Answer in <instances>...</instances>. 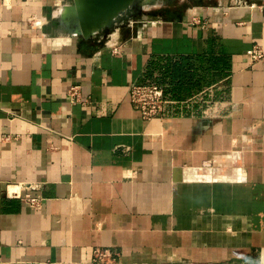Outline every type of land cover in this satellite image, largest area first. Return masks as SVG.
I'll list each match as a JSON object with an SVG mask.
<instances>
[{"label":"crops","instance_id":"0c3cea01","mask_svg":"<svg viewBox=\"0 0 264 264\" xmlns=\"http://www.w3.org/2000/svg\"><path fill=\"white\" fill-rule=\"evenodd\" d=\"M155 1L84 38L60 25L70 0H0V264L264 251V56H247L264 0ZM132 82L163 87L160 114L142 117ZM31 183L37 208L10 193Z\"/></svg>","mask_w":264,"mask_h":264},{"label":"built area","instance_id":"2783aa9c","mask_svg":"<svg viewBox=\"0 0 264 264\" xmlns=\"http://www.w3.org/2000/svg\"><path fill=\"white\" fill-rule=\"evenodd\" d=\"M195 21V20H194ZM116 51V48H113ZM247 56L250 61H256L264 56V49L259 44H254L247 50ZM80 85L77 83L71 84L67 89V95L71 102L80 101L79 97ZM129 99L132 105L137 108L142 117L150 118L160 114L163 103L166 101L164 98L163 87L156 83H139L132 82L129 86ZM39 187L36 183L21 184L20 190L11 191L14 196L19 197L30 207H40L42 204V197L34 194L31 190ZM263 250L257 253L256 264H264L262 258ZM118 257V251L113 247H100L96 246L92 251V261L96 264H114Z\"/></svg>","mask_w":264,"mask_h":264},{"label":"water","instance_id":"95a60500","mask_svg":"<svg viewBox=\"0 0 264 264\" xmlns=\"http://www.w3.org/2000/svg\"><path fill=\"white\" fill-rule=\"evenodd\" d=\"M151 0H70L59 15L60 25L84 38L133 19Z\"/></svg>","mask_w":264,"mask_h":264},{"label":"rangeland","instance_id":"374dc122","mask_svg":"<svg viewBox=\"0 0 264 264\" xmlns=\"http://www.w3.org/2000/svg\"><path fill=\"white\" fill-rule=\"evenodd\" d=\"M163 1H164V0H156L155 3H156V2L160 3V2H163ZM171 1H175V2H177L178 0H171ZM153 11H154V10H153Z\"/></svg>","mask_w":264,"mask_h":264}]
</instances>
